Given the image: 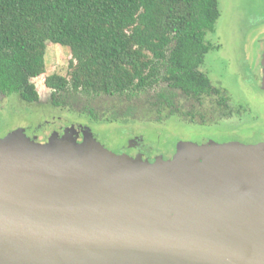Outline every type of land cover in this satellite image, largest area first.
<instances>
[{
    "label": "water",
    "instance_id": "95a60500",
    "mask_svg": "<svg viewBox=\"0 0 264 264\" xmlns=\"http://www.w3.org/2000/svg\"><path fill=\"white\" fill-rule=\"evenodd\" d=\"M201 156L0 142V264H264V150Z\"/></svg>",
    "mask_w": 264,
    "mask_h": 264
},
{
    "label": "trees",
    "instance_id": "16d2710c",
    "mask_svg": "<svg viewBox=\"0 0 264 264\" xmlns=\"http://www.w3.org/2000/svg\"><path fill=\"white\" fill-rule=\"evenodd\" d=\"M219 15L217 0H0V96L39 100L32 80L46 72L49 41L71 54L67 76L43 81L56 106L107 96L131 114L142 96L175 106L179 91L225 109L228 97L200 70Z\"/></svg>",
    "mask_w": 264,
    "mask_h": 264
},
{
    "label": "rangeland",
    "instance_id": "374dc122",
    "mask_svg": "<svg viewBox=\"0 0 264 264\" xmlns=\"http://www.w3.org/2000/svg\"><path fill=\"white\" fill-rule=\"evenodd\" d=\"M217 2L220 15L214 30L205 36L210 49L200 70L228 97L225 109L219 108L216 98L197 104L179 91L175 106L157 107L142 96L131 114L118 98L107 96H69L56 106L43 81L53 73L67 76L71 54L67 46L47 41L46 72L32 80L39 100L29 103L14 94L0 96V142L44 144L65 138L69 143H89L117 155L114 151L137 141L149 148L154 158L163 156L173 162L179 154L176 163L188 177L199 176L189 166L204 162L201 155L205 152L216 155L211 164H217L219 154L230 150L263 151L264 0ZM58 127L61 129L56 132ZM52 130L45 140L32 135ZM214 173L226 180L219 171Z\"/></svg>",
    "mask_w": 264,
    "mask_h": 264
},
{
    "label": "flooded vegetation",
    "instance_id": "af4514ba",
    "mask_svg": "<svg viewBox=\"0 0 264 264\" xmlns=\"http://www.w3.org/2000/svg\"><path fill=\"white\" fill-rule=\"evenodd\" d=\"M60 129L61 128L58 127V129H55V131L56 130L59 131ZM58 131H56V132H58ZM52 132H53V130L50 131V133H42V132L37 131V133L34 132L32 135L39 140H45L46 138H48V136ZM149 150H150L149 148L142 147L141 142L139 143L137 141H134L131 144H127V146L124 145L123 148H121L119 151H114V152L117 155H128L129 157H132V158H136L137 156H140L142 159H153L154 157H152L151 154H149ZM165 159L167 160V157H165ZM168 160H170V159H168Z\"/></svg>",
    "mask_w": 264,
    "mask_h": 264
}]
</instances>
